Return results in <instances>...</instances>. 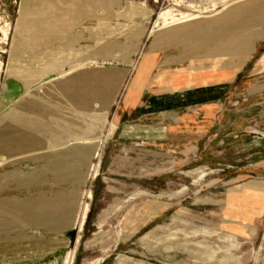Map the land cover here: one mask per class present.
<instances>
[{"label":"rangeland","instance_id":"374dc122","mask_svg":"<svg viewBox=\"0 0 264 264\" xmlns=\"http://www.w3.org/2000/svg\"><path fill=\"white\" fill-rule=\"evenodd\" d=\"M254 1L226 3L235 2L228 8L234 12ZM23 3L0 0V115L14 110L15 99L28 94V84L38 82L32 87L36 89L40 79L44 83L57 77L58 83L51 86L53 93L79 102L77 109L82 108L88 117H93V112L101 115L96 119L103 130L97 145L102 157L100 175L90 176L80 186L83 194L76 203V227L56 233L68 243H54L60 248L42 256V246L32 242L23 254L17 253L20 261L0 260V264H264V70L254 68L264 54V35L256 40L254 52L238 79L233 80L232 90L224 99L228 112L218 119L213 132L185 144L167 146L132 138L127 131L133 127L124 125L139 123L140 112L154 108L152 105L167 90H143L142 106L132 115H122L126 88L146 74L143 64L147 49L167 34H153L161 11L207 8V13L215 14L216 8L226 4L223 0H31L28 10L21 13ZM240 15L227 12L209 21H213L214 29L222 20H235ZM209 47L200 42L192 52L204 56ZM166 51L159 52L160 61ZM232 57L230 54L228 59ZM189 64H161L155 72L165 66ZM60 70L66 73L56 75ZM52 101L59 104L56 99ZM83 101L89 109L82 107ZM60 109L71 113L77 110L66 106ZM38 110L44 112V107L38 105ZM115 122L119 128L109 137ZM30 141L35 144L34 139ZM71 141L67 137V144ZM12 149L16 154L28 153L25 145L14 143ZM12 149L1 147L0 158L10 155ZM99 160L93 158L94 164ZM12 163L7 169L20 165L18 161ZM42 170L44 178L26 179L33 184L12 200L13 207L0 205V223L4 225L0 231L15 230L1 233L0 239L19 233V228L32 229L23 210L40 216L47 208L51 216H56L63 198L51 200L49 182H54V190L66 184L71 193L78 186L75 181ZM16 186L13 178L2 181L0 199L8 203L10 189ZM68 204L70 207L74 203ZM259 204L261 207L256 206Z\"/></svg>","mask_w":264,"mask_h":264},{"label":"bare ground","instance_id":"6f19581e","mask_svg":"<svg viewBox=\"0 0 264 264\" xmlns=\"http://www.w3.org/2000/svg\"><path fill=\"white\" fill-rule=\"evenodd\" d=\"M30 1L31 0H24V3L20 11L21 13H24L25 11L28 10ZM223 1L226 3L229 0H223ZM234 4L235 2L228 3V4L226 3L222 9L216 8V11L214 12L215 14L207 13L208 12L207 8L205 9V11L196 9L190 12H179V13L175 12V10L172 8L161 11L156 21V25L158 28L153 30V34L154 35L162 34V33H167V34L162 35L159 38L161 42L157 41L151 46V48H155L158 44H165V42L173 38L172 36L173 31H177L189 25H193V24L201 25V24L207 23L209 27L212 28L214 27L212 24L213 21L212 20L209 21V19L214 16L222 15L227 12L236 13L238 15L242 14L245 9H238V10L236 9L234 10V12H231L228 9L234 6ZM216 6L217 4H215V7ZM5 31H6V28H5ZM5 33H8V32H5ZM79 38H80V35H79ZM45 55H47V53ZM53 61L52 63H54ZM262 64H263L262 67H264V61ZM65 73L66 71L60 70L56 75L62 76ZM37 83H34L32 85H29V84L27 85L28 94L22 95L19 98L15 99L14 103H16V105L12 112L3 111L4 113L0 115V133H2V139L0 140V149L1 147L5 145H8L9 149H12L13 144L17 143L18 145H25L27 152H28L25 154H16L12 149V152L10 155L6 154V156H4L3 158H0V184L4 180H10L12 178L15 180V182H17V186L10 189L12 196L7 198L8 203H5L2 199H0V205H3L4 207L5 206L13 207L11 204L12 200L19 198V195L22 194L24 191V187H26L27 185L33 184L31 182L26 181V179H30V178L42 179L46 176V174L44 173L42 169L47 170L49 173L54 174L58 178L64 179L65 181H69V180L75 181L78 184V186H76L75 191L71 193L68 191V187L66 184L62 185L60 190H54L52 188V185H54V182L48 183L49 185H51V187H48L50 191L49 193H51V196H50L51 200L57 196H60L63 198V202H61V204L57 206L56 208L57 210L55 212L56 216H51L47 208L45 211L46 213L40 216L35 215V214L28 215L27 213H25V210H23L24 212L22 211V213L26 216L28 222L31 224L32 229L24 230L23 228H19L18 229L20 230L19 233L14 234L10 237H4L0 239V243H3L0 245V260H4L5 262L9 261L11 263L20 261L18 259L17 253H22L26 251V249H28L31 246L32 242H36L37 245L40 244L42 246L41 248H43L44 250L42 256H46L49 253H55L56 250L60 248L57 245L54 246L53 245L54 243L67 244L68 242L66 240H62L58 238L56 233L59 231H68L76 227V221H77L76 203H77V200L80 198V196L83 194V189L80 186L86 183L87 180L90 178V176L92 178H96L100 175L102 153H101V149H99L97 145L100 144L101 139L103 138V137L101 138V135L103 134V130L101 129V126H100L101 123L96 118L100 117L101 115H99L97 112H93V117H88L81 110L82 108L77 109V107L80 106L78 105L79 102L75 101L74 99H73L74 101H71L70 99L64 98L61 95L55 94V92L53 93V91L51 90V86H55L58 83L57 77L51 78L47 82H44V83L42 82V79H40V83L35 87L36 89H33L32 87L36 85ZM45 93H49L51 94V96L48 97L45 95ZM55 99L59 102V104H56L52 101ZM38 105H41L42 107H44V112L38 110ZM81 105H83L82 107L89 109V105L86 102L83 101ZM98 105L100 106L101 104L98 103ZM64 106H66L67 108L74 107L77 110L74 113L61 111L60 108ZM118 128H119V123L115 122L113 124V128L110 131L109 137L114 136ZM10 130H13V132H10ZM67 137L72 139L70 144H67L66 142ZM31 138L35 140V144H32V141H30ZM103 145H105V143ZM96 157L100 159L99 163H97L98 165H95L93 162V158H96ZM14 161H18L20 165L16 166L13 169H7V166L12 165L13 164L12 162ZM41 184L44 185L45 183L41 182ZM39 186H36V187H39ZM90 193L93 196V191L91 189H90ZM66 194H68V196H66ZM70 201L73 202L74 204L70 207H67L69 206L68 203ZM34 202L35 200L33 201V203ZM158 207L160 208L161 205H159ZM89 208H90V204L88 203L85 213H84V219L82 221V226L86 222L85 219L89 212ZM18 209L16 208V210ZM1 227L4 228V225L0 223V228ZM7 230H6L7 233H5L6 231L3 230V232L0 231V234L2 233V235H4V234H9L15 231V230H10V229H7ZM48 233L51 234L50 235L51 237H48ZM7 241H9V243H5ZM31 248H33V246ZM11 252L15 253L14 254L15 256H11L10 255ZM25 259L26 258H24V260ZM24 260L21 259V261H24ZM98 262H93L91 264H98Z\"/></svg>","mask_w":264,"mask_h":264},{"label":"crops","instance_id":"0c3cea01","mask_svg":"<svg viewBox=\"0 0 264 264\" xmlns=\"http://www.w3.org/2000/svg\"><path fill=\"white\" fill-rule=\"evenodd\" d=\"M222 21L214 29L207 23L187 26L175 31L173 38L165 44L147 49V60L143 64L146 74L126 88V102L121 114L132 115L142 106L143 90L167 91L156 104L153 102L154 108L140 112L139 123L128 121L129 125L124 124L133 127L127 131L132 138L174 146L213 132L218 119L228 112L224 99L232 90L233 80L238 79V73L254 52L256 39L264 35L261 26L264 23V0H255L246 6L235 20L227 18ZM200 42L210 45L204 56L192 52ZM167 49L160 61L159 52ZM230 54L233 57L228 59ZM176 61L190 64L167 67ZM206 61L209 65L205 64ZM263 61L264 54L255 62L254 68L264 70ZM161 64L167 66L155 72ZM139 93L141 101L138 100ZM256 206L261 207V204Z\"/></svg>","mask_w":264,"mask_h":264}]
</instances>
